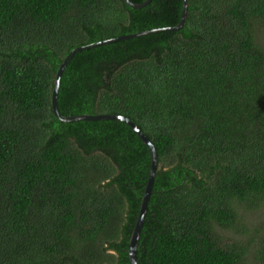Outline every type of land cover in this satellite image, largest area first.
Masks as SVG:
<instances>
[{
	"label": "trees",
	"instance_id": "1",
	"mask_svg": "<svg viewBox=\"0 0 264 264\" xmlns=\"http://www.w3.org/2000/svg\"><path fill=\"white\" fill-rule=\"evenodd\" d=\"M182 9L0 0V264H131L150 150L118 120L60 121L52 91L73 49L174 27ZM260 31L264 0H188L182 29L81 50L64 69L63 116H125L156 147L140 264H264Z\"/></svg>",
	"mask_w": 264,
	"mask_h": 264
},
{
	"label": "water",
	"instance_id": "2",
	"mask_svg": "<svg viewBox=\"0 0 264 264\" xmlns=\"http://www.w3.org/2000/svg\"><path fill=\"white\" fill-rule=\"evenodd\" d=\"M124 1L130 7L137 9V8L145 7L152 0H145L143 3H140V4L134 3L131 0H124ZM187 12H188V0H183V9H182L181 19H180L179 24L174 26V27L152 29L149 31L140 32V33H136V34H130V35H126V36H120L117 38H113L111 40L101 41V42H97V43H94V44H91L88 46H82V47H77V48L73 49L67 55V57L63 60V62L61 63V65H60V67L56 73V77H55V81H54V88L52 91L51 103H52L53 112L60 121H62V122H74V121H80V120H100V119L101 120H107V119L118 120V121L124 122L127 125H129L137 133V135L140 137V139L146 144V146L150 150V153L152 156V161H151V169H150L149 179H148V182L146 184L145 191L143 194L138 218H137L136 224L134 226V229H133V232L131 234L130 241H129L128 253H129V260H130L131 264H140L139 259H138V251H137L138 243H139L140 235H141V232L143 229L144 221L146 218V213H147V210H148V207L150 204V200H151V197L153 194L156 173L158 170L159 159H158L156 147H155L154 143L151 141V139H149L143 133V131L138 127V125L134 121H132L131 119H129L125 116L111 115V114L82 115V116H70V117L63 116L59 110L58 100H57L58 91H59V87H60V81H61V77H62V73H63L64 69L66 68L69 61L71 60V58L73 57V55L76 52H79L81 50L88 49V48H91L94 46L108 44V43L114 42V41H120V40H124V39H128V38H133L136 36L147 35L149 33H154L156 31L180 30L183 28V26L185 24V20L187 18Z\"/></svg>",
	"mask_w": 264,
	"mask_h": 264
},
{
	"label": "rangeland",
	"instance_id": "3",
	"mask_svg": "<svg viewBox=\"0 0 264 264\" xmlns=\"http://www.w3.org/2000/svg\"><path fill=\"white\" fill-rule=\"evenodd\" d=\"M259 40H260V42L262 43V44H264V32H259ZM241 211V215H244V217H245V219L247 220V221H252V217H253V215H252V213H249V212H244V209L243 208H241L240 209ZM253 222H255V220H253ZM245 264H256L255 262H253L251 259H249V258H247V260H246V263Z\"/></svg>",
	"mask_w": 264,
	"mask_h": 264
}]
</instances>
